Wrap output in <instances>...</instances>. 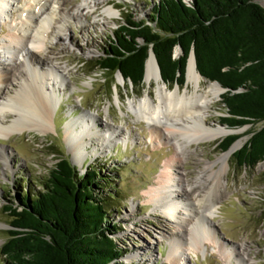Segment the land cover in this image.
I'll use <instances>...</instances> for the list:
<instances>
[{"label":"rangeland","instance_id":"obj_1","mask_svg":"<svg viewBox=\"0 0 264 264\" xmlns=\"http://www.w3.org/2000/svg\"><path fill=\"white\" fill-rule=\"evenodd\" d=\"M155 2L157 0H106L95 6L91 0H64L62 12L52 15L53 21L46 25L48 31L43 37L48 47L45 46L43 55L49 54L56 58L55 65L63 73L64 86L60 80L54 85L53 96L60 103L54 109L53 125L46 134L24 130L0 137V251L8 239V231L12 229L10 211L6 208L19 206L17 197L26 190L41 191L42 182L58 163V158L66 156L81 174L95 169L99 172L97 177L106 179L110 184V187L104 186L103 194H98V197L115 194L114 199L110 200L113 205L110 223L116 226L112 237L123 251L119 262L173 264L172 259L168 258L171 243L177 239L178 226L176 222L171 223L165 211L150 201L149 193L155 190L164 164L176 155L174 136H169L171 140L161 137L162 126H158L161 129H154L144 120H139L132 109V104L138 106L146 96L158 103L156 81L144 80L143 87L137 88L120 73L112 78L109 73L92 70L94 61L103 54L102 49L112 39L124 16L131 15L135 20L147 18ZM258 2L264 7V0ZM87 3V10H83ZM36 4V0H15L11 18L0 20V55L4 63L0 66V74L3 68H12V61L5 58L3 43L9 39L11 32H18L27 12L34 11ZM79 6L83 10L79 19L69 16L64 18L65 12L74 14ZM110 6L115 8L113 18L104 13ZM60 28L66 30L60 32L65 34V42L58 40ZM63 46L66 50L62 49ZM180 55L177 49L175 57ZM38 57L42 58V54ZM166 86L169 90L178 88L183 93L186 82L183 87ZM221 100L210 105L206 124L241 132L201 144L189 145L188 140L182 139L185 154L178 167L184 175V183L198 182L202 190L212 183V179H207L208 173H203L204 167L207 162L216 161L217 157L227 152L221 150L225 139L231 135H241L235 142L241 141L238 151L250 138L248 133L263 126L259 123L231 129L221 124V119L226 116ZM82 115L86 116V124L93 132L103 135L114 131L116 135L111 141L105 142L102 148H95L98 143L92 140L85 149L84 161L75 163L66 144L65 125ZM11 120L6 119L9 124ZM172 121L162 120L168 124ZM219 168L220 165L215 166V170ZM172 178L179 181L175 175ZM183 207L178 206L182 213L185 212ZM215 208L212 215H207L208 219H202L212 227L217 242H224L226 250L234 248L236 259H240L242 264L251 263L244 257V251L251 255L253 264H264V162L255 168L241 167L233 154L228 168L223 172L221 195ZM186 237L189 236L185 234L180 237L185 243L182 247L187 257L186 264H225L220 254L222 249L212 240L203 241L201 249L194 252L188 247ZM234 259L232 264H237ZM0 264H5L1 254Z\"/></svg>","mask_w":264,"mask_h":264},{"label":"trees","instance_id":"obj_2","mask_svg":"<svg viewBox=\"0 0 264 264\" xmlns=\"http://www.w3.org/2000/svg\"><path fill=\"white\" fill-rule=\"evenodd\" d=\"M259 0H157L147 18L124 16L102 49L92 70L120 73L134 87H143L152 50L162 80L183 87L190 54L205 79L227 91L221 96L231 129L262 123L234 153L239 166L264 162V7ZM182 54L175 57V51ZM231 135L221 144L228 151L241 138ZM97 170L81 174L61 156L42 190H26L9 206L11 230L1 248L5 264H121L110 223L114 193L106 197V179ZM110 187V186H108ZM102 192V193H100Z\"/></svg>","mask_w":264,"mask_h":264},{"label":"bare ground","instance_id":"obj_3","mask_svg":"<svg viewBox=\"0 0 264 264\" xmlns=\"http://www.w3.org/2000/svg\"><path fill=\"white\" fill-rule=\"evenodd\" d=\"M91 1L96 6L106 0ZM14 2L15 0H0V20L5 17L11 18L15 9ZM63 2L64 0H36L34 11L27 12L26 19L22 21L18 32H11L9 39L3 43L5 58L8 57L10 62L12 61L10 65L13 69L3 68L0 74V137L22 133L24 130L46 134L53 125L54 109L59 107L60 103L53 96L54 85L60 80L63 87L64 76L55 65L56 58H52L49 54L43 55L46 46L43 37L48 31L46 25L53 21L52 15L62 12ZM86 5L88 3L83 6V10H87ZM83 10L79 6L76 13L65 12L63 16L79 19ZM114 10V6H110L104 13L113 18ZM63 31L66 30L64 28L58 30V40L65 42L67 40L65 34H60ZM46 48L48 49L47 46ZM65 48V46L62 47L63 50H66ZM39 54H42V58L38 57ZM3 64L0 55V66ZM145 80L147 82L156 81V101L158 103L152 97L146 96L138 106L132 104V109L139 120H144L154 129H161L158 126H162L161 137L171 140L169 136H174L177 151L175 157L164 164V170L158 178L155 190L149 193L150 201L158 209L165 211L171 218V223L176 222L179 229L177 236H180H176L175 242L171 243L168 260L172 259L173 264H186L187 257L182 247L185 243H182L183 239L180 238L186 234L189 237H186L185 241H188L190 250L197 252L203 246V241L211 242L212 240L222 249L220 254L225 264H232L234 258L237 264H242L240 259H236L235 249L226 250L224 242H217L218 239L212 227L202 219H206L207 215H212L213 210L216 209L215 206L222 190L223 172L228 168L230 158L240 146L241 141L217 157L216 161L206 163L203 173H208L207 179H212V183L205 190H202L198 182L197 184L184 183V175L178 167L183 162L185 154L182 139L188 140L189 145L201 144L241 132L206 124L205 119L210 105L220 100L223 90L218 84L207 82L200 75L193 56L188 61L186 86L183 93L178 88L174 90L167 88L162 81L153 53L146 64ZM117 100H119L118 97ZM9 118H12L10 124L6 121ZM171 119L173 121L169 124L162 122V120L170 121ZM86 120V116L82 115L65 125L66 144L75 163L84 161L85 149L92 143V140L98 143L95 148H102L105 142L111 141L116 135L114 131L109 130L103 135L93 132L88 123L86 124ZM87 139L89 142H86ZM216 165H220L218 170H215ZM174 175L181 184L172 178ZM179 205L185 207H183L184 213L178 208ZM244 257L251 262L250 264H253V258L248 252L244 251Z\"/></svg>","mask_w":264,"mask_h":264},{"label":"water","instance_id":"obj_4","mask_svg":"<svg viewBox=\"0 0 264 264\" xmlns=\"http://www.w3.org/2000/svg\"><path fill=\"white\" fill-rule=\"evenodd\" d=\"M178 51L182 54V49L179 47L178 48ZM151 53H153V51L151 50L150 51V55H151ZM154 54V53H153ZM150 55H149V58H150ZM155 56V55H154ZM191 56H193L194 57V60H195V63H196V58H195V53H194V51L190 54V57ZM190 57H189V59H190ZM148 58V59H149ZM155 59H156V57H155ZM189 59H188V61H189ZM156 62H157V60H156ZM158 64V63H157ZM196 67H197V65H196ZM145 75H146V73H145ZM202 76V75H201ZM203 77V76H202ZM204 78V77H203ZM145 80V79H144ZM207 80V79H206ZM213 83H216V84H218L220 87H221V89L224 91V93L227 91V89H225V88H223L222 86H221V84L220 83H218V82H216V81H214Z\"/></svg>","mask_w":264,"mask_h":264}]
</instances>
